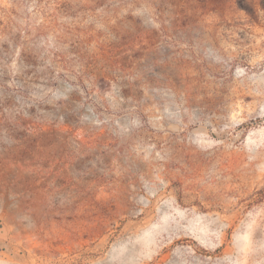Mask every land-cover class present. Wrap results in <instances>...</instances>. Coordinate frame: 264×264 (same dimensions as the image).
<instances>
[{
    "label": "rangeland",
    "instance_id": "obj_1",
    "mask_svg": "<svg viewBox=\"0 0 264 264\" xmlns=\"http://www.w3.org/2000/svg\"><path fill=\"white\" fill-rule=\"evenodd\" d=\"M0 264H264V0H0Z\"/></svg>",
    "mask_w": 264,
    "mask_h": 264
}]
</instances>
